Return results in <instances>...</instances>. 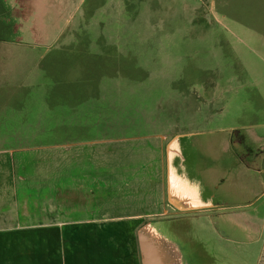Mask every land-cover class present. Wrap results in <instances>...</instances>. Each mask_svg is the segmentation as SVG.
Wrapping results in <instances>:
<instances>
[{"label": "rangeland", "instance_id": "rangeland-1", "mask_svg": "<svg viewBox=\"0 0 264 264\" xmlns=\"http://www.w3.org/2000/svg\"><path fill=\"white\" fill-rule=\"evenodd\" d=\"M10 4L0 0V12L8 15ZM40 4L39 20L8 17L9 27L18 24L13 33L19 41L0 38V151H17L15 163H7L21 175L20 202L31 199L28 203L36 207V223L5 222L0 224L1 235L49 231L47 193L42 190L51 179V188L58 184L55 168L61 143L75 145L69 150L101 154L100 173L106 168L122 175L111 189L118 188L117 195L131 191L142 199L132 208H101L109 211L108 216H145L125 224L131 235L148 219L178 216L166 194L165 146L175 134L196 133L188 145L202 144L199 157L204 163L216 161L209 148L227 143L224 156L229 165L237 163L231 160L236 149L245 151L240 144L236 149L230 146L232 134L239 133L258 158L256 190H264V0H41ZM32 23L40 41L33 42ZM149 101L163 109L159 121L166 125L163 132L100 136L86 126L97 123L93 117L98 109L111 115L114 107L129 109L133 102L146 107ZM89 108L95 113L88 114ZM74 109L83 111L79 118L71 117L69 111ZM58 119L62 127L53 134L33 133L34 127L50 129ZM78 122L80 126L71 127ZM6 153L0 154L3 160ZM187 162L199 178L191 168L188 146ZM244 166L240 162L236 168L241 183ZM116 194L106 202L112 203ZM53 204L57 206L56 198ZM53 209L56 215L58 206ZM21 211L33 214L23 207ZM229 211L264 227V196L251 207ZM190 219H179L187 220V233L191 228L200 231ZM52 226L54 235H61L59 226ZM207 228L200 235L203 247L187 253L185 264H264V240L260 244L220 240L211 224ZM64 230L67 235L75 229Z\"/></svg>", "mask_w": 264, "mask_h": 264}, {"label": "crops", "instance_id": "crops-1", "mask_svg": "<svg viewBox=\"0 0 264 264\" xmlns=\"http://www.w3.org/2000/svg\"><path fill=\"white\" fill-rule=\"evenodd\" d=\"M71 145L75 146L68 142L60 144L62 149L59 152V167L55 168L58 174V184L55 185L57 189L51 188L53 173L50 172L51 180L42 190L44 194L47 193L45 216L49 217V224H46L49 231L46 230L45 235H1L0 233V264H142L137 233L131 235V229L125 230V224L138 223V220L145 216L139 213H114L108 216L109 211H101L105 205H113L112 207L119 209L132 208L137 206L133 202L142 199L131 191L127 195H122V191H119L117 195L115 192L119 189H111L110 186H114L116 179L121 178L122 175L108 173L106 168L100 173L97 166L101 154L98 155L94 151L78 152L74 147L71 151L68 149ZM6 152L8 155L4 160L0 155V224L20 223L21 220L23 223H36V211L33 210L36 207L28 203L31 199L28 197L26 204L20 202L23 195L20 196L21 185L17 177L21 175L18 169L17 171L13 167L10 169L11 166L7 163V160L14 162L17 151L2 150L0 154H7ZM257 159L239 158L245 165L246 175L241 183L243 187H240L236 199L223 204L222 207L225 209L221 211L251 207L264 196V190L261 193L256 190L254 175L260 171V168L255 167ZM5 168L8 170L5 171ZM14 173H17L16 178ZM245 179L246 182L249 181L246 183ZM86 183L91 184L86 185ZM93 185L98 186L96 191L90 188ZM30 192L33 191H28ZM115 194L117 198L112 203H107ZM53 197L56 198L58 206L56 215H53L55 213L53 208L57 207L53 204ZM34 199L35 197L33 201ZM22 207L26 211L32 210L33 214H21ZM162 215L166 213L163 212ZM241 219L245 223L256 224L255 220H245L242 216ZM52 225L59 226L61 235H54V229L51 228L56 226ZM64 228L67 231L75 230L64 235ZM241 232L242 235H229L225 239L247 244H260L264 240L262 226L259 235H243L242 230ZM262 249L263 253L264 244Z\"/></svg>", "mask_w": 264, "mask_h": 264}, {"label": "flooded vegetation", "instance_id": "flooded-vegetation-1", "mask_svg": "<svg viewBox=\"0 0 264 264\" xmlns=\"http://www.w3.org/2000/svg\"><path fill=\"white\" fill-rule=\"evenodd\" d=\"M10 11L0 12V38L8 42L19 41L13 33L16 23L12 27L7 25L8 17H18L24 21H33L34 19H40L43 15L41 12V0H10ZM32 23L31 32L36 34V24ZM34 41H40L37 34ZM230 146L236 149L239 144L245 151H234L235 158L231 160H237V163L228 165V159L226 154L227 143L225 146H219V149L215 147L209 148V151L213 150L216 156V161L212 160L211 163H204L201 161L199 154L202 144H189V162L193 173L196 174L201 180L203 185L207 188L208 195H215L217 197V203L226 204L238 196L240 193L241 175L239 173L238 165H240L239 158L244 160L256 158V154L249 151L250 147L244 143V139H239V133H233L230 137ZM212 154V153H211ZM229 156V155H228ZM223 167V170L221 168ZM238 190V191H237ZM221 197L223 199H221ZM174 209V208H173ZM225 209L222 206L217 208L202 209L196 211L182 212L174 209L178 216L173 218H151L146 220L143 224L150 222L160 233L166 235L171 239L177 248L183 254V258L187 253L194 252L198 247H203L204 239L200 235H205L204 231L207 228V224H211L216 232L217 237L222 240L229 235H259L261 227H257L256 224L245 223L242 221L241 216L234 211H221ZM190 217L192 223L199 226L200 231H195L191 228V231L187 233V220H179L180 218ZM184 260V259H183ZM188 264V263H187Z\"/></svg>", "mask_w": 264, "mask_h": 264}, {"label": "water", "instance_id": "water-1", "mask_svg": "<svg viewBox=\"0 0 264 264\" xmlns=\"http://www.w3.org/2000/svg\"><path fill=\"white\" fill-rule=\"evenodd\" d=\"M196 133H178L165 146L166 194L169 205L182 212L217 208L215 195H208L202 181L192 175L187 162V146ZM142 264H185L175 243L150 222L137 229Z\"/></svg>", "mask_w": 264, "mask_h": 264}, {"label": "trees", "instance_id": "trees-1", "mask_svg": "<svg viewBox=\"0 0 264 264\" xmlns=\"http://www.w3.org/2000/svg\"><path fill=\"white\" fill-rule=\"evenodd\" d=\"M134 101V100H133ZM116 111H113L111 115L108 111H105L104 109H98V115L93 117L94 119H97L96 124H87V127H90V129H96V132L100 136H106L107 134L111 135H122L127 132H140V130H143L145 132H154V133H160L163 132L166 128V125L159 122L161 115H163V109L158 106L157 103H154L152 101L147 102L146 107H140L138 104H135V102L129 103V109H126V107H114ZM71 113V117L79 118L83 112L82 110L74 109L73 111H69ZM87 113L91 115V113H95L94 109L89 108L87 109ZM63 114V113H62ZM171 114V113H170ZM113 116V118L111 117ZM62 117H66V115H62ZM60 118V119H61ZM56 123L55 126H52L50 129L45 127H34L35 136H40L41 133L45 132V134H53L55 128L57 126H60L61 123ZM112 120V121H111ZM115 122V123H114ZM76 125H73L71 127L80 126L81 123L78 122L75 123ZM160 124L161 126H156ZM62 127V125H61ZM50 130V131H49ZM122 132V133H120Z\"/></svg>", "mask_w": 264, "mask_h": 264}]
</instances>
